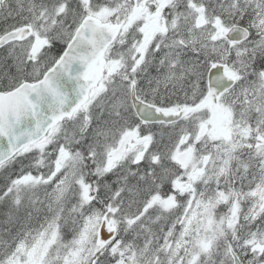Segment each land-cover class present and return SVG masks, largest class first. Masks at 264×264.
Instances as JSON below:
<instances>
[{"label": "rangeland", "instance_id": "1", "mask_svg": "<svg viewBox=\"0 0 264 264\" xmlns=\"http://www.w3.org/2000/svg\"><path fill=\"white\" fill-rule=\"evenodd\" d=\"M89 1L90 0H88V2ZM182 1L183 3L181 6H187V10L177 17L160 16L157 18L156 21L159 25V29L171 30V36L176 35L177 37H181L184 44L191 48L197 47L198 41L201 40L203 60L210 58H215L224 62L228 60L232 68H234L236 77L237 70L235 69L238 68L240 64H243L242 67L247 75L241 77L238 85L236 86L235 84L236 87L228 92L223 99L228 105H237L239 107L235 113H233V119L231 116L228 117V123L225 129L221 131L220 135L213 132L206 135V137H213L216 142L212 150L204 148V153L201 154L202 157L206 154L205 161L207 163L205 167H202L201 162L199 164L198 159L193 157L191 153L188 152L184 154L182 152V145L188 140V137H186L187 130H184L185 125L167 127L160 137L154 136V142H159L164 138L166 140L162 142L157 152L153 154L152 159L149 160L147 169L146 165L142 164L140 161L132 162L131 155L125 157L121 160V164L125 168L121 180V190L117 195L110 193L107 188H105L103 192L108 196L110 201H120V206L123 211L126 209L128 212H135V203L147 202V199L142 197L148 196L152 190L156 188L157 183L160 182L162 178L168 176L167 174L171 172H177L178 169L187 172L188 170H193V166L191 165L195 164L194 169L201 170L200 174L193 176V178L196 177L195 184L198 185L196 189H194L195 187H193L186 178H183V174L181 175L179 172L175 174L174 182L179 189L184 191L183 194L186 200L181 197L180 192L175 196L177 199L175 203L171 197L165 199L159 197L157 199V201L166 203V212L168 213L167 220L170 221L169 224H171L167 232V237L176 229V245L181 240H185L190 244L195 238L201 239L202 241L203 237L207 235L204 230H210L213 227L214 229L209 231L210 236L207 238V243L210 244V248L211 244L219 238L216 232H218L220 228L226 227L230 231L228 236L229 239H227L228 242H234L236 249L241 255L245 256L249 253L252 256L250 261H247L248 264H253L251 262L255 259H258L255 264H264V231L260 234L253 232L250 238H248L246 234L239 235L237 233V230L242 229V227L244 232H246L249 226H253L252 224L255 222L258 215L264 214V192L259 197H255L252 195L253 190L250 189L243 193L244 196L237 197V195H233V198H231L233 191L230 188L224 200H231V202L237 201L238 205L224 207L223 213L218 219H205V215L210 211L211 203L224 197L219 189L221 175L223 173L230 177V182L231 179H235V175L243 181V183H246L251 178L250 172L248 171V163L241 158L242 154L240 148L237 147L239 144L237 140L233 138V133H235L238 138H241V141L249 140L253 137L256 144H259V142L262 144L256 152L263 165H256L255 168L258 171L261 170L264 172V119L259 115L260 111L264 109V74L260 80L258 78L259 74L250 67L257 58L262 57L264 59V35L259 31V24L264 21V0H259L255 10L253 9L254 7L248 9L252 14L251 18L248 17V19L254 22L253 32L256 33V36H251V38L248 34L246 36H237L236 41L238 44L233 45L231 49H228V42L220 35L219 31L229 23L231 18L235 17L236 13L235 10H233V5L237 8L241 7L242 9H246L248 0H211V2H209V0ZM142 2H144V0H138L133 7V11L140 10V8H142ZM159 2L160 0H158L157 6H159ZM168 6L174 8V5L170 2H168ZM143 13H145V11H143ZM195 13H201V15L204 16L206 21L203 25L195 26ZM152 18L153 15L149 13L148 19L151 20ZM28 41H26L24 45L27 49L33 52H37L41 49L43 40L40 37L35 35L34 38ZM129 46L131 48L130 43ZM192 52H194V49H192ZM174 62L173 55H167L164 61L161 62L162 72L167 73L169 64ZM259 82L260 86L258 89ZM256 100L259 101L258 104H255L254 101ZM252 102H254V105L250 113L246 111L245 107ZM120 110L121 108L118 106L111 108L108 117L102 119L101 125H114L118 121ZM203 115L204 112L202 111L191 119L193 121V126L203 118ZM80 122L81 120L78 119L72 123L70 127L75 129L80 126ZM54 134H58V131H54ZM47 141H50V138H48ZM135 144L141 148L137 143ZM170 144L174 145V152L171 155ZM237 151L238 153L235 154ZM65 152L64 146L58 147L55 157L51 160L52 165L50 166V171L42 176V178H51L59 164L64 165L60 173V178L64 179L70 177L72 169L76 165V163L70 160L75 159V157L68 153L65 154ZM135 154H140V151H137ZM233 155L234 157L231 159ZM202 163L204 162L202 161ZM179 165H181V167H179ZM142 171H145L144 176H141ZM211 172H213V174H211ZM30 174L29 171L25 172L17 179V182L21 181L23 183L24 177H27V179H34L29 176ZM211 179L216 185L215 189H210L205 184ZM183 184L186 185L185 188ZM239 193L242 194V189H239ZM152 200L153 198L149 201L152 202ZM39 201L40 196H37L36 212L39 207ZM141 212L142 211L137 213V215L139 216ZM111 216L118 218L120 215L113 213ZM125 216L126 215H123V217ZM127 216L133 217L135 215ZM98 222L99 216H95V214L84 216L75 238L69 241L66 246L68 252L61 259V263L58 264H78L79 260L83 258L81 252L84 244L87 243L90 238L93 239L95 244L93 252L97 250L98 244L96 243L95 236ZM49 229L50 227L46 228L36 225L32 231L31 236L33 239L29 241L30 248L24 260L20 263L21 258L18 260V254H12L11 259H13L14 262L8 260L6 264H51V259L44 261L42 256H40L41 247L49 235ZM252 230L255 231L256 228L252 227ZM56 236V232L50 235V237L54 238H56ZM226 243L220 248L218 257L220 261L218 264H228L229 253L225 247ZM43 249H45V247ZM213 260L206 259L204 264H213ZM184 261L182 264H192L191 262H193V259H190L189 263L186 262L185 258ZM180 263L181 257L177 256L176 251L174 264Z\"/></svg>", "mask_w": 264, "mask_h": 264}, {"label": "trees", "instance_id": "2", "mask_svg": "<svg viewBox=\"0 0 264 264\" xmlns=\"http://www.w3.org/2000/svg\"><path fill=\"white\" fill-rule=\"evenodd\" d=\"M258 3L259 0H255L254 10ZM83 9L84 4L80 0H0V32L27 21L32 22L37 33L47 38L45 44H43V54L46 52L45 57L53 59L63 48L65 39L62 37H64V32L72 29L82 15ZM113 16L114 13H110V17ZM60 17L61 19H59ZM244 19L243 17L239 18L237 23L242 24ZM249 24L251 25V35L255 37L256 33L253 32L254 22H249ZM262 30L264 31V21L259 24V31L264 35ZM5 50L6 47L4 46L0 49V87L11 85V81H6V79L13 75L14 80L19 78L21 72H24L22 74L24 76L35 73L32 67L36 63L40 68L42 67L40 58L31 54L28 50L13 48L8 57H6ZM20 166L14 161L0 167V264H2L1 261L5 257L2 252L4 249L8 251L11 247L20 249V246H23L18 245L23 240L17 233V225L21 223L20 216L17 215L19 211L13 212L11 210L16 193L10 182L16 176ZM81 199L80 195L73 196L70 209L66 208L58 218V229L63 231L64 237L67 235L69 227L67 228L66 224L61 221L65 220L69 223L80 217L83 212V207L79 208ZM149 234L158 240L162 238L159 228L151 230ZM217 234H219V238L214 246L216 258L219 256L220 248L228 239V232L225 228H222ZM131 238V228H129L127 234L119 238V245H122L127 251L120 252L119 245L112 248L107 256H113V259L108 260L107 264H118L136 259L135 246L128 242ZM185 247L186 244L182 243L181 249ZM83 253L84 250H82ZM97 259L98 255L91 261L83 259L81 264H93ZM101 262V259H98L94 264H101Z\"/></svg>", "mask_w": 264, "mask_h": 264}, {"label": "water", "instance_id": "3", "mask_svg": "<svg viewBox=\"0 0 264 264\" xmlns=\"http://www.w3.org/2000/svg\"><path fill=\"white\" fill-rule=\"evenodd\" d=\"M114 28L117 29L116 24L100 23L97 19L87 15L76 29L61 57L45 73L42 87L34 90V83L31 84L29 93L19 100L20 88L5 95L0 93V161L8 157V152L15 149L16 144L30 141L36 137L40 129L43 130L56 96L60 100L58 91L62 92V101L69 109L74 108L79 103L86 89L85 80L89 78L76 77L75 74L78 73L76 71L80 67L87 68L91 74L88 85L94 83L96 76L101 73L103 49L116 31ZM21 32L22 29H14L12 37L19 36ZM75 56L74 65L68 66L70 60ZM53 83L56 84L52 90L49 85H53ZM32 88L34 91L31 98L32 106L29 110L30 116L24 117L20 121L28 98L30 100ZM51 102L52 104H50ZM161 115L165 116L166 113H161ZM16 131L17 136L15 135L14 138ZM113 234L114 227H109L103 220L100 225L99 237L102 236L106 241ZM232 257L233 264H241L235 252L232 253Z\"/></svg>", "mask_w": 264, "mask_h": 264}, {"label": "flooded vegetation", "instance_id": "4", "mask_svg": "<svg viewBox=\"0 0 264 264\" xmlns=\"http://www.w3.org/2000/svg\"><path fill=\"white\" fill-rule=\"evenodd\" d=\"M153 36L149 37L148 45H153L154 41H152ZM149 49V46H148ZM153 46H150V50H153ZM140 54V57H142ZM198 63L195 65L194 68V82L193 84L190 83L191 77V64H185V68L178 73L175 74V81L172 83L170 88L167 90V93L171 95L172 100H168L165 102H189L192 100V97H197L202 95V65H201V57L198 58ZM155 57L153 55L148 54L146 56V62L144 64L147 65V68L152 72L155 73V65L156 63ZM139 66L143 65V63H138ZM142 74L140 72L141 77ZM197 100V99H194ZM148 101H158L157 99L148 100ZM167 106V105H165Z\"/></svg>", "mask_w": 264, "mask_h": 264}, {"label": "bare ground", "instance_id": "5", "mask_svg": "<svg viewBox=\"0 0 264 264\" xmlns=\"http://www.w3.org/2000/svg\"><path fill=\"white\" fill-rule=\"evenodd\" d=\"M113 191H115V192H116V191H117V189H114V188H113Z\"/></svg>", "mask_w": 264, "mask_h": 264}]
</instances>
